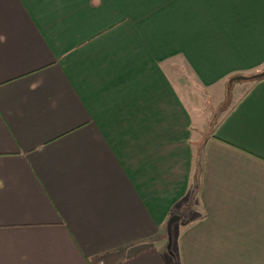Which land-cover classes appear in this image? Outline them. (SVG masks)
<instances>
[{
    "label": "crops",
    "instance_id": "obj_1",
    "mask_svg": "<svg viewBox=\"0 0 264 264\" xmlns=\"http://www.w3.org/2000/svg\"><path fill=\"white\" fill-rule=\"evenodd\" d=\"M262 70L264 0H0V264H264Z\"/></svg>",
    "mask_w": 264,
    "mask_h": 264
},
{
    "label": "rangeland",
    "instance_id": "obj_2",
    "mask_svg": "<svg viewBox=\"0 0 264 264\" xmlns=\"http://www.w3.org/2000/svg\"><path fill=\"white\" fill-rule=\"evenodd\" d=\"M263 71L264 70H262V72ZM255 74H258V73L238 74V75H234L233 78L234 77H235V79L238 78V79H236V81H247V80H249L250 76L255 75ZM174 75H175V79L177 81H179V84L181 85L182 89L184 88L183 90H184L185 93H187V90H190V91H188L190 93H195L197 91L195 84H193V81L191 80V79H193V75L192 74H188L189 76H191V78H187V79H185V77H182L181 73H176L175 72ZM231 79H230V82L226 85L225 89L223 87H220V89L218 88V90H214L217 94H218V91L219 92L221 91L220 95H218V98H217L218 100H224V92L228 93L232 89V87H233L232 85H233V81L234 80L233 79L231 80ZM183 90H181V91H183ZM202 91L207 94L208 98L210 97V93L213 92V90H208V89L207 90H203L202 89ZM200 101L201 102L198 103L199 110L202 111L204 113V116H206V117L208 116V114H210L212 112L216 113V111H217V115H215V117H214V118H216V116L217 117L220 116L221 113L225 112V110L229 107V105H231L230 104V100H228V99L226 100L225 103L220 104V106L219 105L217 106V100H214V101L213 100H208L207 105H203L202 104L203 100H200ZM203 122L204 121H201V125H202ZM208 123H209V121H208ZM213 123L214 122L211 121L212 125H213ZM200 127L201 126L199 125V128ZM207 129L209 130V126H207ZM175 220H177L176 217H175L174 221ZM170 234H171L170 237H172V236L174 237L175 236V233H170Z\"/></svg>",
    "mask_w": 264,
    "mask_h": 264
},
{
    "label": "trees",
    "instance_id": "obj_3",
    "mask_svg": "<svg viewBox=\"0 0 264 264\" xmlns=\"http://www.w3.org/2000/svg\"><path fill=\"white\" fill-rule=\"evenodd\" d=\"M232 79L234 80L233 82H235L236 79H238V78L235 79V77H234ZM263 79H264V71L249 77V80H252V81H259V80H263ZM197 182L199 183L198 180H197Z\"/></svg>",
    "mask_w": 264,
    "mask_h": 264
},
{
    "label": "water",
    "instance_id": "obj_4",
    "mask_svg": "<svg viewBox=\"0 0 264 264\" xmlns=\"http://www.w3.org/2000/svg\"><path fill=\"white\" fill-rule=\"evenodd\" d=\"M174 219H175V218H173V219L170 220V223H169L170 225H171V223L174 221Z\"/></svg>",
    "mask_w": 264,
    "mask_h": 264
}]
</instances>
